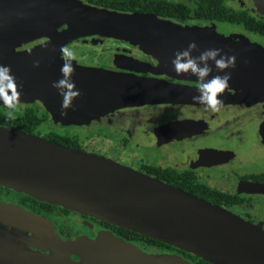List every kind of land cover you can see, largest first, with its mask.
I'll use <instances>...</instances> for the list:
<instances>
[{
  "label": "flooded vegetation",
  "instance_id": "obj_1",
  "mask_svg": "<svg viewBox=\"0 0 264 264\" xmlns=\"http://www.w3.org/2000/svg\"><path fill=\"white\" fill-rule=\"evenodd\" d=\"M76 1L107 11L152 15L178 26L202 28L226 37L244 39L264 49V13L256 10L249 0ZM21 19L18 14L0 11V42L5 43L0 49V64L10 66L12 75L21 86L17 117L27 108L37 118L41 114L45 116L31 135L43 139H47L45 135L68 137L76 145L74 149L86 153L79 140L92 131L100 132L104 138H115L113 150H104V157L223 207L264 232V79L244 76V87H238L233 85L237 82H234L236 77L231 74L229 88L225 92L244 93L248 98L244 101H223L222 109L215 113L192 101L125 102L90 111L88 91L94 89L76 87L80 95L72 100L67 114L62 115L63 97L52 84L61 78L59 73L63 59L59 51L58 66L50 67L52 64L48 59L56 54L48 48V43L66 25L14 37L15 34L11 35L9 31L14 32L13 27ZM107 38L95 33L81 35L63 46L80 42L95 48L103 45V39ZM112 38L118 39L117 43H111L116 48L98 52L107 57L102 62H86L87 53L74 52L75 70H82V67L101 68L196 87L195 76L188 78V74L186 77L185 74L177 75L173 67L162 61L166 56L157 54L152 49L153 44L148 45V40H152L150 34L130 31L124 36ZM7 40L11 42L8 45ZM42 42H47V46H42ZM28 48L32 49L31 55L25 51ZM36 59L40 60L39 67L33 66ZM216 74L213 68L211 75ZM6 111L0 101V112L6 116ZM46 121L53 128L50 126L40 133L39 127L45 125ZM77 128L84 129L86 133H83V137L68 132ZM7 201L0 197V205L7 204ZM14 207L49 219L53 223L49 229L62 238L70 237L73 234L70 228L78 225L88 237L107 231L146 254L172 253L189 264H195L188 252L177 248L170 252V246L163 242L164 245H160L126 239L120 227L60 205L21 196ZM37 242L41 240L31 231L0 219L2 251L5 252L10 245L15 246L14 250L18 249L16 246H21L22 249L41 251L35 246ZM71 258L78 260L74 255Z\"/></svg>",
  "mask_w": 264,
  "mask_h": 264
},
{
  "label": "water",
  "instance_id": "obj_2",
  "mask_svg": "<svg viewBox=\"0 0 264 264\" xmlns=\"http://www.w3.org/2000/svg\"><path fill=\"white\" fill-rule=\"evenodd\" d=\"M249 1L264 13V0ZM0 11L21 16L14 32L9 31L14 37L66 25L48 43L56 54L48 59L50 67L58 66L61 46L75 37L136 31L152 36L148 45L153 44L157 54L165 55L162 61L170 67L175 52L195 41L200 51L218 48L236 57L235 68L227 70L236 77L234 82L238 84L234 86L244 87V76L264 79V49L260 46L202 28L178 26L152 15L107 11L76 0H0ZM4 45L0 42V49ZM193 55H199V51ZM72 80L75 87L94 89L88 91L90 111L125 102H194L192 97L198 94L196 87L101 68L82 67L75 70ZM247 98L236 92H224L221 97L223 101ZM0 180L12 182L40 201L132 230L211 264H264V232L219 206L103 156L4 126H0ZM2 206L43 222L48 230L45 235L8 224L36 234L57 254L51 258L26 249L8 251L16 256V264H57L58 250H67L68 245L52 234L41 217ZM71 249L80 259L66 264H189L177 255L146 254L107 231L94 240L84 237Z\"/></svg>",
  "mask_w": 264,
  "mask_h": 264
},
{
  "label": "clouds",
  "instance_id": "obj_3",
  "mask_svg": "<svg viewBox=\"0 0 264 264\" xmlns=\"http://www.w3.org/2000/svg\"><path fill=\"white\" fill-rule=\"evenodd\" d=\"M42 46L46 47L47 42H42ZM25 51L29 55L32 54L31 48L25 49ZM60 51L63 59L60 68L61 78L54 81L52 86L63 97L61 114L66 115V110L72 107V100L80 95V90L75 87V82L72 80V75L75 72L73 61L76 59L74 52L63 45ZM196 51H199V55L194 56L193 52ZM171 63L177 75L191 74L197 78L196 89L198 94L192 97L194 102L204 105L206 109L214 113L222 109L223 100L221 97L229 88L231 79V73L227 69L236 66L234 55L224 54L222 49L218 48L200 51L196 42L191 41L187 48L175 52ZM39 64V59L33 60L34 67H39ZM213 65L217 71L214 76L211 75ZM220 73H223V75ZM20 87L11 73L10 66L0 64V101L7 109L5 115L8 120L17 118L21 96Z\"/></svg>",
  "mask_w": 264,
  "mask_h": 264
},
{
  "label": "rangeland",
  "instance_id": "obj_4",
  "mask_svg": "<svg viewBox=\"0 0 264 264\" xmlns=\"http://www.w3.org/2000/svg\"><path fill=\"white\" fill-rule=\"evenodd\" d=\"M128 32H124V31H119V32H111V33H95L100 35L103 38L108 37L107 39H103V41L105 42L103 45H101L100 47H92L91 45L88 44H84V43H80V42H74L72 43V45L69 46V48L73 51H82L83 53H87L86 62H93V63H97L98 62H102L104 61L106 58V55L103 54H99L98 52H102V51H111L114 50L116 47L114 44H111L112 42L117 43L118 39H114L112 37L115 36H124L126 35ZM76 38V37H75ZM117 40V41H116ZM6 56V55H5ZM19 106H18V111L19 112ZM50 126L52 127L51 123L49 121H46L45 125H42L39 127L40 133L47 130L48 127L50 128ZM53 128V127H52ZM57 130H59L60 128H56ZM71 130V129H70ZM69 133H73V134H77V136L79 137H83L84 134L86 133L84 131V129L81 128H77L76 130L74 129L73 131H68ZM85 132V133H84ZM84 133V134H83ZM80 139V138H79ZM78 139V140H79ZM81 140V141H80ZM80 145L81 147L88 152H94L96 154L93 153H88V154H93V155H98V153L100 154L99 156H103L102 155L104 150H113L114 145H115V138L112 137H106L104 138L103 135L100 134V132L97 133V131H92L91 134H88L86 137H83L82 139H80ZM86 153V152H85ZM110 156H113V154L110 153ZM106 158V157H105ZM109 159V158H108ZM111 160V159H110ZM113 161V160H112ZM115 162V161H114ZM126 167V166H125ZM129 168V167H128ZM9 182V183H8ZM30 186V185H28ZM21 196H29L32 197L34 199L39 200L38 198L32 196L29 192H27L24 189L18 188L17 186H15V184H13L10 181H4L0 180V197L5 198L6 200H8L7 204L8 206H15V202L17 201V199H19ZM42 201V200H41ZM14 204V205H13ZM220 207V206H219ZM16 208V207H14ZM223 210L229 212L228 210L224 209L223 207H220ZM21 211H26L22 208H18ZM74 211V210H73ZM78 212V211H76ZM80 213V212H79ZM231 213V212H229ZM84 214V213H82ZM233 214V213H231ZM86 215V214H85ZM235 215V214H233ZM38 216V215H36ZM236 216V215H235ZM41 217V216H39ZM238 217V216H237ZM47 224H49V226H51V228L53 227V223H51V221L45 217H41ZM242 219V218H240ZM244 220V219H242ZM245 221V220H244ZM247 222V221H245ZM249 223V222H248ZM251 224V223H250ZM253 225V224H252ZM255 226V225H254ZM14 227V226H13ZM16 227V226H15ZM257 227V226H256ZM258 229H260L259 227H257ZM71 230H73V234L70 237H64L62 238L61 236H59L58 234H56L54 231H52V234L59 240L64 241L65 244L68 245L67 250L65 248H63V251L60 252V249L58 250L60 256L59 259L56 260L57 264H66L68 263V261H73V262H77L80 258L72 253V249L71 246L75 245L76 243H78L79 240H82V238L87 237L88 239L94 240L97 238L98 234L94 237H88L86 236L83 232L84 229L81 228L80 226L76 225L70 228ZM82 230V231H81ZM261 230V229H260ZM12 231V229H11ZM262 231V230H261ZM36 235V234H35ZM37 238L41 239L39 236L36 235ZM42 240V239H41ZM35 246L37 248H39V250L41 251H34L37 252L43 256L46 257H51V258H55V256H57L56 251L54 249H52L53 247H51L48 243H44V242H37L35 244ZM135 246V245H134ZM169 250H171L170 252H173L176 247L169 245ZM16 248L18 249H22L21 246H16ZM138 248V247H137ZM15 249V246L10 245L7 250L2 251L0 249V264H16L17 259L16 256L10 255V253H8V251H12ZM139 249V248H138ZM140 250V249H139ZM74 255L75 257L78 258V260H74L71 258V256ZM157 255H165V254H157ZM167 255H175L172 253H168Z\"/></svg>",
  "mask_w": 264,
  "mask_h": 264
},
{
  "label": "trees",
  "instance_id": "obj_5",
  "mask_svg": "<svg viewBox=\"0 0 264 264\" xmlns=\"http://www.w3.org/2000/svg\"><path fill=\"white\" fill-rule=\"evenodd\" d=\"M45 116L44 115H40L39 118H37L34 114V112L27 108L23 111V113L21 114V116L17 117L15 120H8L6 118V116H4L1 112H0V125H8L11 128L21 131L23 133L26 134H31L35 128L36 125H38L39 123H41L44 120ZM45 138H47V140L50 141H54L60 145L69 147V148H75L76 145L74 144L73 140H71L68 137H60V136H50V135H45ZM212 204V203H211ZM119 227V226H118ZM121 232L125 233V237L126 239H131L133 241H145L148 242L149 244H160V245H164L162 242L155 240L153 238H150L148 236L139 234L137 232H134L132 230L129 229H125L120 227ZM191 261L195 262V264H211L199 257H196L193 254L189 255Z\"/></svg>",
  "mask_w": 264,
  "mask_h": 264
},
{
  "label": "bare ground",
  "instance_id": "obj_6",
  "mask_svg": "<svg viewBox=\"0 0 264 264\" xmlns=\"http://www.w3.org/2000/svg\"><path fill=\"white\" fill-rule=\"evenodd\" d=\"M0 219L8 223H13L16 226L28 227L39 235H45L48 231L46 225L38 219L29 217L20 212L11 211L2 205H0Z\"/></svg>",
  "mask_w": 264,
  "mask_h": 264
}]
</instances>
